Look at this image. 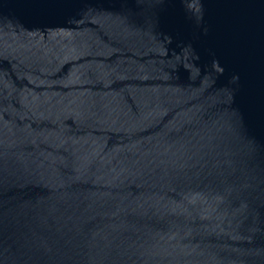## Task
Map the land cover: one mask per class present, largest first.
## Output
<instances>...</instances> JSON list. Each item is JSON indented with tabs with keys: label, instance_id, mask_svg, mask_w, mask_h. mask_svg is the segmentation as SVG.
I'll return each mask as SVG.
<instances>
[{
	"label": "water",
	"instance_id": "1",
	"mask_svg": "<svg viewBox=\"0 0 264 264\" xmlns=\"http://www.w3.org/2000/svg\"><path fill=\"white\" fill-rule=\"evenodd\" d=\"M0 264H264V0H0Z\"/></svg>",
	"mask_w": 264,
	"mask_h": 264
}]
</instances>
